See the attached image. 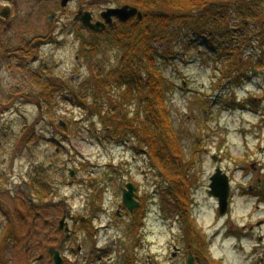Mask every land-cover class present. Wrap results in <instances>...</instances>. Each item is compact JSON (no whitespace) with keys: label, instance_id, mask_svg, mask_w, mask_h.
<instances>
[{"label":"rangeland","instance_id":"374dc122","mask_svg":"<svg viewBox=\"0 0 264 264\" xmlns=\"http://www.w3.org/2000/svg\"><path fill=\"white\" fill-rule=\"evenodd\" d=\"M105 1L73 0L62 8L56 0H0V13L9 10L0 24V30L7 27L0 34V264H53L50 246L72 264H187L189 254L194 264H264V0H259L258 17L244 26L229 7L226 23L234 40L223 39L221 32L210 35L213 50L204 44L208 32L194 41L186 28L182 37L191 42L159 43L160 51L170 46L174 53L162 59L160 68L169 83L166 104L188 185L184 218L173 209L166 195L169 184L147 147L136 151L130 135L127 144L105 138L109 131L100 118L73 106L63 92L53 107L40 106L36 86L50 75L73 76L78 83L95 69L120 66L121 43L75 60L78 45L70 23L78 7L99 11L108 5ZM49 33L59 37L58 44L31 47L33 39ZM241 37L244 43L231 54L219 43L236 44ZM20 46L39 61L28 67L30 56L24 58ZM236 55L244 61L238 71L233 68ZM59 121L67 126L65 132L56 129ZM217 168L230 189L223 214L209 192ZM127 183L135 186L138 201L132 211L122 202ZM30 185L40 189L33 193ZM40 192L46 198L41 200ZM31 202L39 211L49 206L44 217L53 221L50 227L42 218L33 225ZM136 210L141 217L133 228ZM66 212L76 221H68L71 235L61 243L65 232L58 224ZM196 248L202 258L194 255Z\"/></svg>","mask_w":264,"mask_h":264},{"label":"trees","instance_id":"16d2710c","mask_svg":"<svg viewBox=\"0 0 264 264\" xmlns=\"http://www.w3.org/2000/svg\"><path fill=\"white\" fill-rule=\"evenodd\" d=\"M114 1L117 4L129 2L128 4L143 12L142 18L118 22L113 27H108L107 31L90 32L87 39H84L89 48L84 56H92L101 47L121 43L124 57L120 66L110 71L95 69L90 79L78 83L72 81L69 85L63 83L62 86L49 79L39 82L36 87L39 90L40 106L53 107L59 92H63L62 95L73 106L86 107L100 118L105 129L109 131L105 138L127 144L128 138L125 137L130 135L137 143L132 144L136 151L142 152L147 147L145 152L152 164L169 184L166 195L170 197L173 209L184 218L189 214L188 185L184 171L179 166L180 144L166 104L169 83L160 68L162 59H171L174 53L170 46L160 51L159 43L169 45L180 38L198 41L199 37L208 32V35L203 37L204 44L213 50L215 40L210 38V35L215 37L217 32H221L223 39L234 38L229 36L230 28L226 23L230 10L233 9L237 13L244 26L246 21L257 18L261 13V3L259 0H232L229 10L228 0ZM79 27L75 30L80 37L82 34ZM185 28L192 33L186 34V37L191 36L190 40L182 37ZM193 35L197 37L193 38ZM244 41L245 38L241 37L240 42L236 44L228 45L222 41L219 43H224L228 47L227 52L231 54V51H235V47L238 48ZM237 56L239 55L235 56L233 66L236 71L243 69L244 65L242 57ZM223 72L224 69L221 70V73ZM106 95L109 96L108 99ZM134 103L136 108L132 109ZM61 122L56 125V129L65 132L67 126L63 127ZM63 122L67 124V121ZM139 146H143V149ZM43 184L44 182L41 183ZM30 186L33 193L40 189L37 187L36 190L34 185ZM38 194L41 200L46 198L42 192ZM93 194L96 197L97 193L93 191ZM135 214L133 228L136 218L141 217V211L136 210ZM81 225L91 232L92 229L86 227L85 221H82ZM191 232L194 236V229ZM198 253L194 255L202 258L200 249Z\"/></svg>","mask_w":264,"mask_h":264},{"label":"water","instance_id":"95a60500","mask_svg":"<svg viewBox=\"0 0 264 264\" xmlns=\"http://www.w3.org/2000/svg\"><path fill=\"white\" fill-rule=\"evenodd\" d=\"M70 0H60L61 6L65 7ZM9 10L8 8L3 9L1 12V16L4 18H8ZM104 17V22L102 21H92V16L89 11L79 10V12L75 15V20H79L82 25L90 28L93 31H99L105 27V23H111V17L115 16L121 21H127L128 19L136 16L138 19L142 18V12L135 6L124 4L117 8H109L102 13ZM54 13L51 14V19H53ZM74 172L70 171V175L73 176ZM209 185V192L211 195L217 198L219 213L223 214L226 212L229 205V182L227 180L226 175L221 173L219 168L216 169V173L211 176ZM135 186L132 183H127L126 187L123 189L122 194V202L128 208L129 211H132L134 208L138 206V202L135 197ZM66 216L60 220L59 228L63 229L66 232V236L62 242H65L69 237V227L65 222ZM69 218L74 220V217H71L69 214ZM65 222V223H64ZM49 253L51 254L54 264H63L64 260L60 252L54 247L51 246L49 248ZM187 264H194V257L192 254H189L187 259Z\"/></svg>","mask_w":264,"mask_h":264},{"label":"flooded vegetation","instance_id":"af4514ba","mask_svg":"<svg viewBox=\"0 0 264 264\" xmlns=\"http://www.w3.org/2000/svg\"><path fill=\"white\" fill-rule=\"evenodd\" d=\"M56 1H59L60 2V0H56ZM73 0H70L69 1V3L70 2H72ZM68 3V4H69ZM105 3H107L108 5L107 6H105L103 9H101V10H99V11H97L96 10V8H91V9H88V8H86V9H84L83 8V6L82 5H80L79 7H78V11L76 12V14L79 12V10H83V11H89L90 13H91V16H92V21L93 22H95V21H102V22H104V17L102 16V13L105 11V10H107V9H109V8H117V7H119V6H121V5H123V4H120V5H116V4H114V3H112V0H106L105 1ZM233 3V1L232 0H228V2H227V6L228 7H230L231 8V4ZM67 4V5H68ZM126 4H128V3H126ZM8 5V4H7ZM66 5V6H67ZM131 5V4H130ZM65 6V7H66ZM65 7H62V8H65ZM2 11H3V9H2ZM1 11V12H2ZM52 13H54V17H55V12H52ZM51 13V14H52ZM75 14V15H76ZM75 15H74V17H73V21L70 23V26H71V24H72V32H73V36H74V38H75V40L77 41V45H78V51H77V53H75V60L76 61H79L80 60V58H84L83 56H84V54L86 53V51L89 49L87 46H86V44H87V41L85 42L84 41V39H87V37H88V35H89V33L90 32H94L93 30H91L90 28H88V27H86V26H84V25H82V23L79 21V20H75L74 18H75ZM50 17H51V15H50ZM54 17H53V19H54ZM134 18H136V16H134V17H132V18H130V19H128L127 21H129V20H131V19H134ZM2 19L3 20H5V18H3L2 16H1V13H0V24H1V21H2ZM53 19H51L50 18V20H53ZM127 21H124V22H127ZM118 22H123V21H121V20H119L117 17H115V16H112L111 17V23L110 24H108V23H105V27L103 28V29H101V30H99V31H97V32H103V31H107L108 29V27H113L116 23H118ZM78 25V26H77ZM80 26V27H79ZM79 27V30L81 31V33H85V36H78V34H76V28H78ZM7 30V27H3L1 30H0V34L1 33H4L5 31ZM61 30H63V29H61ZM61 34H62V32H61ZM43 36H37V38H35V39H33V41H32V45H31V47L33 48V47H35V48H37V49H39V47L40 46H49V45H51V44H58L59 43V37H56V36H52V35H50V33H49V35L48 36H44V34H42ZM2 47V40L0 41V48ZM23 48H25V49H28L27 47H22L21 48V46H20V51H22V52H25L26 54H24L25 56H23L24 58H27V57H29L30 56V61H26L27 63H28V67H29V63H34V62H37V61H39V56H36V54L34 53V52H31L29 49L28 50H22ZM18 49V48H17ZM3 51H5L6 53L8 52V49L7 48H4V50ZM19 51V50H18ZM11 53H14V52H11ZM10 53H7V55H9ZM7 58V57H6ZM42 70H44L45 68H41ZM41 70V71H42ZM79 75L77 76V79H79ZM46 78H48V77H46ZM49 80H51V81H54L55 83H57V84H60V85H62L63 86V83H64V85H69L70 83H72V81H74V82H76V79H75V77H73V76H71L70 77V79H67L66 77H65V75L64 76H61V75H57V76H55V77H53L52 75H50V78H48ZM0 193H2L1 191H0ZM0 200H1V198H0ZM33 208H36V210L34 211V217H33V220H32V223H33V225H34V223H36V222H39V220L42 218V223L45 225V226H47V227H50L51 225H52V223H53V221L51 220V219H49V218H45L44 217V215H45V213H46V211L47 210H49V206H46V207H39L40 209H41V211H44V212H41V211H39L38 209H37V206H38V204H34L33 202H31V204H30ZM0 209H1V211H2V206H1V204H0ZM43 214V215H42ZM69 212H66L65 214H63L62 215V217L61 218H63V216H66V218H65V222H66V224L64 225V227L66 226V225H68V221H71V222H74V221H76V217H74V216H72V215H70L71 217H74V220H71L70 218H69ZM61 218H60V220H61ZM59 220V221H60ZM83 220V219H82ZM64 222V223H65ZM70 235H71V229H69V237H70ZM7 237H4V241H5V239H6ZM69 239V238H68ZM66 243V242H65ZM51 247V246H50ZM49 247V248H50ZM49 248H48V253H49ZM50 254V253H49ZM51 255V254H50ZM63 256V255H62ZM41 259H43V255H41V256H39L38 258H37V260H41ZM63 260H64V264H70L69 262V260L67 259H65L64 257H63ZM67 261V262H66ZM50 262H52L53 264H54V260H53V258L51 257V259H50Z\"/></svg>","mask_w":264,"mask_h":264}]
</instances>
